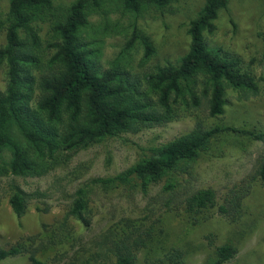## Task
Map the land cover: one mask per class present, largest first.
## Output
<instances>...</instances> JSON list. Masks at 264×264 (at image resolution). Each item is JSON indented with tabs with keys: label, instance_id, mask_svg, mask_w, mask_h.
I'll use <instances>...</instances> for the list:
<instances>
[{
	"label": "rangeland",
	"instance_id": "374dc122",
	"mask_svg": "<svg viewBox=\"0 0 264 264\" xmlns=\"http://www.w3.org/2000/svg\"><path fill=\"white\" fill-rule=\"evenodd\" d=\"M76 0H54L52 11L34 24L41 50L49 57L54 52L55 27L65 19ZM205 0H180L159 10L147 7L140 14L126 11L122 0H103L100 7L88 8V24L80 33L90 58L102 70L118 65L146 89L145 76L168 63L178 65L190 48L188 28ZM10 0H0V46L5 44L1 22L9 11ZM264 0H230L215 21L212 34L206 33L211 49L221 50L240 60L241 66L258 81V95L242 96L230 89L225 113L220 118L208 114L205 102L181 109V116L164 126L124 133L75 154L71 160L43 177L0 179V247L36 240L39 258L48 264H67L78 252L83 262L115 264L108 240L120 238L130 221L154 225L155 236L138 253V264L167 263L173 249L183 251V264H213L215 251L227 243L237 249L236 256L224 264H264V184L255 176L264 153V139L244 132H226L195 162L190 174L181 176L188 188H212L217 205L193 217L181 206L167 209L156 200L164 192L168 178L152 184L145 196L140 187H105L95 179L115 177L148 158L152 149L191 132L200 122L205 128L232 127L264 135ZM149 42L152 53L147 57ZM6 88V70L0 66V90ZM12 179L34 197L25 216L19 218L10 205ZM85 192L86 227L70 219L78 244H63L55 236L78 191ZM185 191V190H184ZM238 191L242 207L235 219L224 217L220 206ZM174 206V205H173ZM203 218V219H202ZM197 219H201L198 221ZM30 243V242H29ZM0 264H31L29 254L8 258Z\"/></svg>",
	"mask_w": 264,
	"mask_h": 264
},
{
	"label": "trees",
	"instance_id": "16d2710c",
	"mask_svg": "<svg viewBox=\"0 0 264 264\" xmlns=\"http://www.w3.org/2000/svg\"><path fill=\"white\" fill-rule=\"evenodd\" d=\"M53 1L10 0L9 11L1 22L5 44L0 46V66L6 70V88L0 90V179L43 177L68 163L78 152L107 138L167 125L177 120L181 109L190 104L199 108L205 102L209 116L220 118L225 113L230 89L244 97L260 92L258 81L241 66L239 59L211 49L206 41L205 34L214 32L215 21L230 0H205L198 16L189 24L188 53L178 65L168 63L147 74L145 90L118 65L102 70L91 60L87 45L80 38L88 24V8L100 7L103 0H76L63 22L55 27L56 41L51 45L54 52L50 57L45 54L34 24L52 11ZM178 1L122 0V4L126 11L140 14L147 7L163 10ZM145 43L148 57L152 49L149 42ZM226 132H244L257 140L264 139L263 134L232 127L207 129L199 122L191 132L152 149L148 158L119 175L93 182L105 187H140L148 196L152 184L168 178L164 189L168 195L156 200L164 201L169 210L181 206L186 214L196 217L217 205V194L212 188H188L179 177L190 174L189 164ZM254 176L264 184V153ZM9 183L10 205L21 218L34 196L13 179ZM232 193L235 195L226 198L219 208L229 219L237 217L243 200L238 191ZM86 208L85 192L79 190L60 233L55 235L60 242H80L69 220L88 227ZM154 236V225L147 227L130 221L120 238L108 240L109 253L115 257V264H138L139 251L147 248ZM35 244L36 240L31 238L11 247H0V262L29 254L31 264H48L39 258L40 250ZM236 254L234 245L220 246L213 264H224ZM83 257L77 252L67 264H90L91 261L83 262ZM183 257V251L173 249L166 255L167 263L159 260L156 264H183Z\"/></svg>",
	"mask_w": 264,
	"mask_h": 264
}]
</instances>
